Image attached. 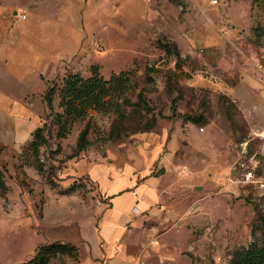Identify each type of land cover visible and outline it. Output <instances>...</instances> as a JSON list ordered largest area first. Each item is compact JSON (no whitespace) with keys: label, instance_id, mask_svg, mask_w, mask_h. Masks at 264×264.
Listing matches in <instances>:
<instances>
[{"label":"rangeland","instance_id":"374dc122","mask_svg":"<svg viewBox=\"0 0 264 264\" xmlns=\"http://www.w3.org/2000/svg\"><path fill=\"white\" fill-rule=\"evenodd\" d=\"M0 34V264H85L102 198L79 163L108 156L186 211L150 264L264 247V0H0ZM96 68L98 97L63 104Z\"/></svg>","mask_w":264,"mask_h":264},{"label":"crops","instance_id":"0c3cea01","mask_svg":"<svg viewBox=\"0 0 264 264\" xmlns=\"http://www.w3.org/2000/svg\"><path fill=\"white\" fill-rule=\"evenodd\" d=\"M2 37L5 35L0 34ZM5 99L8 98L0 100L3 112L13 102ZM131 155L134 154L128 153L130 159ZM155 155L159 158L160 151ZM115 158L79 163V175L86 176L102 198L95 205L98 210H92V216L78 224L79 239L88 248L85 264H150L149 250L163 252L160 239L168 238L175 224L186 217V211H175L168 196L158 188L157 178L147 172L138 176L131 166L125 170ZM155 162L150 160L151 164ZM86 229L85 239L80 230ZM164 259L167 257L160 254L158 264H163Z\"/></svg>","mask_w":264,"mask_h":264},{"label":"trees","instance_id":"16d2710c","mask_svg":"<svg viewBox=\"0 0 264 264\" xmlns=\"http://www.w3.org/2000/svg\"><path fill=\"white\" fill-rule=\"evenodd\" d=\"M109 82L104 81L98 76V68L94 70V76L91 79L85 80L78 75H71L66 79V86L62 97V103L67 104V101L74 98L81 99L85 94H92L93 99L97 96V90L101 85ZM51 96L48 95L47 100L50 102ZM39 130L37 131V135ZM238 264H264V247L252 246L245 255L240 258Z\"/></svg>","mask_w":264,"mask_h":264},{"label":"built area","instance_id":"2783aa9c","mask_svg":"<svg viewBox=\"0 0 264 264\" xmlns=\"http://www.w3.org/2000/svg\"><path fill=\"white\" fill-rule=\"evenodd\" d=\"M215 3H217V1H215ZM18 17L20 19H23V20H26L27 19V16L24 13H19L18 14ZM256 68L259 71V73L261 74V79H262L263 88H264V63L257 64ZM256 135L259 138L264 139V132H257ZM253 164H254V166L248 167V172L246 174H244V176H243L242 179H236L234 182L237 183V184H241V185H247V184H252V183H257V182L262 183V181L255 180V178L253 176V173H254L253 171L257 167V164L256 163L253 162Z\"/></svg>","mask_w":264,"mask_h":264},{"label":"water","instance_id":"95a60500","mask_svg":"<svg viewBox=\"0 0 264 264\" xmlns=\"http://www.w3.org/2000/svg\"><path fill=\"white\" fill-rule=\"evenodd\" d=\"M15 14H17V12H15Z\"/></svg>","mask_w":264,"mask_h":264}]
</instances>
